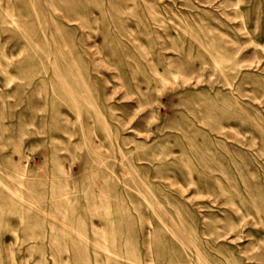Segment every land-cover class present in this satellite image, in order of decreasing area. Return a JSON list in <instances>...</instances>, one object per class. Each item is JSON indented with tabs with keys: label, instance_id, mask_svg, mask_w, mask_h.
I'll use <instances>...</instances> for the list:
<instances>
[{
	"label": "rangeland",
	"instance_id": "obj_1",
	"mask_svg": "<svg viewBox=\"0 0 264 264\" xmlns=\"http://www.w3.org/2000/svg\"><path fill=\"white\" fill-rule=\"evenodd\" d=\"M0 264H264V0H0Z\"/></svg>",
	"mask_w": 264,
	"mask_h": 264
}]
</instances>
